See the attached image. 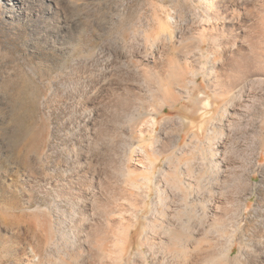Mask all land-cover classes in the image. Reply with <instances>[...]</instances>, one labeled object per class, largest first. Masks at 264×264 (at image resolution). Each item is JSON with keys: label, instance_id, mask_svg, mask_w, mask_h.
<instances>
[{"label": "rangeland", "instance_id": "rangeland-1", "mask_svg": "<svg viewBox=\"0 0 264 264\" xmlns=\"http://www.w3.org/2000/svg\"><path fill=\"white\" fill-rule=\"evenodd\" d=\"M256 1L264 3V0ZM251 2L245 0L246 7L249 6L246 13H259L256 15L261 17L263 8L259 10L260 6L256 5L258 10L254 9ZM50 8L53 10L49 11ZM212 10L207 0H0V264H82L89 240L83 233L77 241L71 233L70 225L82 216L76 205L95 203L99 211L106 206L105 201L116 195L115 189L126 178H134L127 169L133 156L131 150L139 144L131 135L138 122L149 119L151 113L162 107L165 108L158 116L157 137L147 136L144 146L150 152L154 149L152 152L157 157L161 154L158 170L175 164L171 169L166 168L168 171L165 169L163 179L168 178V183L175 186L180 184L179 174L185 166L198 172L203 170L202 194L208 202L230 194L241 180L245 193L253 188L241 216L244 221L240 238L248 248L244 252L249 254L252 243L264 242V82L250 85L253 95L250 102L236 104L243 109L242 118L216 121L211 124L210 135L201 116L210 110L208 104L213 93L206 83L202 86L203 76H199L201 88L193 100L185 97L175 108L170 107V102L179 97L181 90L174 89L173 93L161 81L164 78L170 81L173 76L170 69L176 73L179 62L193 69L206 64L207 51L215 49L211 41L215 35L219 42L233 41L234 35L226 31L217 34L210 29ZM168 16L176 19L171 27L173 39L169 42L164 38L169 28ZM179 21H184V25ZM201 25L208 30L201 32ZM204 34L210 35L209 42ZM201 37L208 43L205 40L201 44L204 52L196 48V38ZM254 40L250 41L253 49L257 45ZM198 96L206 99L198 100ZM194 133L197 138L192 141ZM174 150L178 153L184 150L185 155L180 154L178 159ZM236 173L241 175L240 179ZM250 174L254 183L251 188L248 186ZM226 176L228 183L223 182ZM93 193L100 196L97 200L101 202H94ZM233 217L235 221L238 218ZM85 223L83 220V227ZM219 226L216 227L222 229ZM239 249L237 246L234 255L239 254Z\"/></svg>", "mask_w": 264, "mask_h": 264}, {"label": "bare ground", "instance_id": "bare-ground-1", "mask_svg": "<svg viewBox=\"0 0 264 264\" xmlns=\"http://www.w3.org/2000/svg\"><path fill=\"white\" fill-rule=\"evenodd\" d=\"M254 1L252 0V2H253L252 6H254L253 7L254 9L257 6H260L259 10L262 8H263L262 10H264V6H263L264 3H261L262 4V6H261L260 2L256 1L257 3H255ZM250 2H251V0H250ZM55 4L59 5V3H55ZM114 4H113V6H114ZM207 6L210 7L211 9H213L212 15L215 16V18L213 16H212V19H211V17L209 18V19L213 20V21L209 20L211 22L208 24L209 26H211L210 29L212 28L213 30L217 31V34H218V31H219V33H221V31L222 32L226 31L229 34H231V36L234 35L235 37H234L233 41L232 40L229 41L230 40L229 39L228 42L225 43L223 41L224 43H222V42H219L220 39L216 38L218 36L215 35L216 36V37L214 36L215 40L213 38V40H211V41H214L213 42L214 45L213 44L212 45L216 49V51H215V49H213L212 52L213 51L214 52L212 53L210 48H209V50L207 51V55L205 57L207 59V63L203 64L200 68L197 67L198 69L194 68L197 70H194L193 67H191V66L187 67V66L183 65L182 63L179 65L180 62L179 63L175 62L173 59L170 58L173 62L178 63L177 71H176V73L173 74V70L170 69L171 71L170 70L169 71L172 72L171 74L173 75L171 77V74L166 70L169 73L168 75L171 77L170 81L165 80V78H164L165 81L161 80L160 78H159V80L163 81V84H164V82L166 83L165 85H167V86L165 87V89L168 87L167 89H169V91H172L174 89H178V90L180 89L181 90L179 97L178 98L176 97L174 99L172 98V101L170 102V107L175 108L181 99L186 97L189 100H191L193 98L195 93L199 90V88H201L200 84L198 82L200 80L199 76L200 75L203 76L202 86H203V84L205 85V83H206V85L208 86L210 91H212V93H213L211 96L212 98L208 104L210 110L208 108L209 111H206L201 116L204 124L208 125V129L210 131L209 134L211 135V133L213 131V126L211 124H213V123L215 124L216 121L221 120L222 122H224L228 118L234 119V120L235 119L239 120L241 117L240 115L243 113L242 112L243 109L240 110L236 104L237 103L243 104V103L250 102L251 96L253 97V95H251V89H249V88L252 85H254V83H261L260 81L264 82V15H263L264 13L262 11L260 12L262 14V15L260 14L261 17L258 16L259 13H256L258 15H256V14L254 15V14H252L253 12H251L250 15H248L249 13H246L248 9L246 10V8H248L249 6L247 5V7H246L245 0H207ZM118 7H119V5H118ZM53 8H50L49 11L53 10ZM87 8H89V7H87ZM66 15H68V14H66ZM179 22H181V24L184 25L183 24L184 21H183V23H182V21H179ZM179 22L177 24L178 26H179ZM248 22L249 23L252 22V25H249ZM72 23H73V21H72ZM175 23H176V19H174L173 17L170 16L168 18V27L169 28H167V30L168 29L169 30L168 31L166 30L167 33L165 31V35H164L165 40H168V42H169V40L171 41L173 39L174 34H172L173 30L171 27H174ZM247 23H248L249 29L251 26H253V27L255 26V28L252 27L254 29L253 33H251L252 35L249 33L252 36V38H250V35L248 36V32H252V28L249 31V29L247 28ZM202 25H201V28H202ZM181 26H180V28H181ZM202 29L201 30L199 29V30L201 32L206 30L204 28H202ZM247 29H248V31H247ZM201 32H199V33H201ZM206 32H208V31H206ZM202 34H201V36H202ZM190 35H192V34H190ZM207 35H209V34H207ZM224 35L226 38L227 34L224 33ZM224 35L222 37L223 39H224ZM203 37H205V38L207 37L206 39H208V42H209L210 35L209 36L205 35ZM232 37H231V39H232ZM205 38H202V37L196 38L197 39L196 40V42H197L196 48L197 47H198V49L201 48V44H203L206 40ZM222 38H221V40H222ZM249 38L250 39L257 38V40L253 39L254 41H257V43L255 42L257 44L256 47L254 48L255 50L253 49L254 46L251 44L253 42V40H248ZM224 40L226 41V39H224ZM247 40L249 41V43L251 41V43H250L251 45L247 42ZM206 43H207V40H206ZM207 45H208V43H207ZM187 50H188V48H187ZM199 50L204 52L202 48ZM176 51H177V49H176ZM182 51H181V53H182ZM205 51H206V49H205ZM252 51H254V53ZM167 56H169V55H167ZM148 57H150V56H148ZM170 57H172V56L170 55ZM172 58H174V57H172ZM144 59H147V58H144ZM169 61H167V62H169ZM139 63H136V64L139 65ZM175 63H174V65H175ZM170 65L171 64H169L168 67ZM171 66H173V64ZM171 68L174 69V66ZM138 71H141V70L139 69ZM141 72H143V71H141ZM163 72H165V71H163ZM164 75H165V73H164ZM164 77H166V76H164ZM166 79H169V77ZM187 82H189L188 85L190 84V86L186 85ZM160 84L162 85V83H159V85ZM164 86L162 85L161 87H164ZM158 88L159 87H157V89ZM184 89H186L187 91H185ZM95 91H96V89H95ZM247 92H249V94H246ZM205 93H207V92H205ZM155 94H156V92L153 95H155ZM161 94L163 95V94H165V92L161 93ZM254 94H256V93H254ZM174 95H171V96H174ZM152 98L156 99L155 97H152ZM197 99L198 100H205L206 97L198 96ZM262 100H264V99H262ZM153 104H154V102H153ZM139 106H141V105H139ZM145 106H148V105H145ZM153 107H152V109H153ZM194 107L196 109V106H194ZM228 107H230V108L228 109ZM164 108L165 107H162V108L156 110L154 113H151L149 119L144 120L143 122H141L142 121L141 120L140 124L138 122L137 123L138 126L135 125L137 128H135L134 132L132 133L131 139L134 140V142L136 141L139 144V146H136V147L134 146V148L132 146L133 149L131 150V152H132L131 154L133 156L131 157V160H130V166L128 165L129 167L127 169V172L129 174L134 175L133 176L134 178L130 177L131 179L133 178L132 180H127V178H126L125 183H122L121 185L118 186V188L115 189L116 195L113 196V198L105 201L104 203L106 206L103 209L101 207V210L99 209V211H96V207H95L96 204L94 202H96V200L99 199L100 196L98 197L94 193L92 194V196L94 198V202H93L94 205L88 204V203H84L82 205H80V204L76 205L75 209L77 210L79 215H82V216L80 217V219H77V220L75 219V222L72 225H70V228H71L70 230H72L71 233H73L74 238L77 241L80 240L83 233L86 235L87 239L89 240L88 241V244H89L88 250H87L85 259H84L82 264H264V242L258 240V242L254 244L251 242V241L254 242V240L252 238H251V241L249 239H247V241H250V244L251 243L253 244V249L249 252V254L248 253L246 254L244 251H247L248 248H246L245 246L242 245L241 238H240L241 230H242V223L244 221L241 216L243 215L244 210L248 206V198L252 195V190H253V188H251V187L254 185L252 174H250L249 178H248L249 179L248 180L249 181L248 186L251 188L250 191H248L247 193L244 192L243 187L240 183L241 182V180H240V182L237 183L238 184L237 188L235 187L236 189L234 188L233 192H231V193L229 192L230 194L226 195L225 197L219 196L220 198L218 201L216 200V202H214V201L208 202L204 198V194H202L203 193V187L205 186L203 183V181L205 179V173L203 170L202 171L199 170V172H198L196 169H194L193 167H190L189 165L186 164L187 166H185L182 169V172H180V174H179L182 176V180L179 182L180 184L173 186V185H170L168 183V181H167L168 178L166 179V181H165V179H163L162 175H164V172H166L167 169H171V168L175 167V164H174V166H172L170 168L166 167L167 168V169L165 168L166 170L163 168L165 171L164 170L161 171L160 169L158 170V166L162 162V158H159V156H161V154L159 153L158 157H157L155 154H153V152L155 153V151L152 152V150H154V149H152L150 147L152 149L150 152V150L146 149L147 146H144V145L146 144L145 142L147 141V136H150L151 138H153L155 136L157 137L158 129L160 126L158 116L163 112ZM231 108L233 109V111L232 110L230 111ZM248 110L249 109H247V111ZM193 113H194V111H193ZM193 113H190V114L193 115ZM92 116H93V113H92ZM111 118H113V117H111ZM85 121H86V119H85ZM128 121L129 120H127V122ZM209 125H211V126L209 127ZM114 126L116 127V125H114ZM129 126H130V124H129ZM168 126H170V125H168ZM170 131H171V129H170ZM106 135H104V136H106ZM181 136H182V134H180L179 137L181 138ZM191 137H192L191 138L192 141H194L193 138H195V139L197 138L195 133L192 134ZM106 138H108V137H106ZM104 140L105 139H103V141ZM176 140H179V139H176ZM195 142H197V141H195ZM19 143H20V141H19ZM112 144H113V142H112ZM133 144L134 143H132V145ZM156 144H157V142H156ZM196 144H198V143H196ZM101 145H103V144H101ZM119 145H118V147H119ZM140 145H142V146H140ZM165 145H167V144H165ZM207 145H209V144H207ZM97 146H98V144H97ZM163 148H164L165 152H167V153L169 152V151H167L165 146ZM148 149H149V147H148ZM185 149H187V148H185ZM184 150H183V152H184ZM188 150H190V149H188ZM99 151H101V150H99ZM106 152H107V150H106ZM173 152H174L173 154L177 155V156L175 155V157H177L178 159H180V157H178V156H180V154L183 153V152L178 153V151H176V150H174ZM252 152H254V151H252ZM125 153L126 152H124V154ZM156 153H157V151H156ZM102 154H104V153H102ZM116 154H118V153H116ZM163 154H166V153H163ZM163 154H162V156H163ZM183 154L185 155V153H183ZM152 155H155L156 157L155 156L152 157ZM170 155L171 154H169L168 157H170ZM210 155H212V154H210ZM217 155H218V153H217ZM219 155H220V153H219ZM77 157H79V156H77ZM173 157H171V158H173ZM92 158H94V157H92ZM177 158H176V160H178ZM248 159H250V158H248ZM210 160L214 161L213 159H209V162H210ZM123 161H124V159H123ZM98 162H99V160H98ZM117 162H115V163H117ZM255 162H258V159ZM218 163H219V161H218ZM218 163H215V164L219 165ZM126 164H128V163L126 162ZM98 165H100V164H98ZM176 165L178 166V164H176ZM205 165H206V163H205ZM94 166H95V164H94ZM248 167H249V165H248ZM120 168H122V166ZM177 168H176V170L178 172ZM210 169H212V168H210ZM172 170H170V173H172ZM237 170H239V169H237ZM177 172L175 171L176 174H177ZM166 175H168V174H166ZM236 175H237V173H236ZM117 176L119 177V175H117ZM168 176H170V175H168ZM223 176H225V175H223ZM237 177H238L237 179H240L241 175H237ZM226 178H227V176L225 177V179ZM225 179L223 180V182L225 181L224 183H228V182H226L228 180L227 179L225 180ZM110 180H112V179H110ZM118 180H119V178H118ZM122 180H124V179H122ZM220 180H222V179H220ZM117 182L118 181L116 179V183ZM211 187L212 186H210V188ZM219 188L222 190L221 187H219ZM211 190H213V189L211 188ZM214 191H215V189H214ZM153 195H155L154 198H153ZM215 199H217V198H215ZM215 199L213 198V200H215ZM97 201L101 202L100 200H97ZM211 202H213V204ZM101 206H103L102 203H101ZM233 213H235V215L238 217V218H236L237 219L236 221H235V219H233V218H235V217H233V216H235V215H233ZM79 215L77 218H79ZM244 219H245V217H244ZM83 220H85V222H86L84 224L85 225L84 227L82 225ZM218 224L220 226H222L221 227L222 229L219 230L218 227H216V226H219ZM217 230H219V232ZM139 235H141V238L139 239L138 244L135 245L134 244L135 240L138 238ZM243 240H245V239H243ZM247 243H249V242H246L245 244H247ZM237 246H240L241 249H239L240 251L238 252L239 254L237 253L238 255H234V250L236 249ZM79 251H81V250H79ZM78 254H80V253H78ZM75 257H77V256H75ZM79 259H80V257L78 258V260ZM73 261H75V260H73ZM63 262L61 261L60 263H63ZM70 263H68V264H70Z\"/></svg>", "mask_w": 264, "mask_h": 264}, {"label": "snow or ice", "instance_id": "snow-or-ice-1", "mask_svg": "<svg viewBox=\"0 0 264 264\" xmlns=\"http://www.w3.org/2000/svg\"><path fill=\"white\" fill-rule=\"evenodd\" d=\"M0 255H2V253H0Z\"/></svg>", "mask_w": 264, "mask_h": 264}]
</instances>
